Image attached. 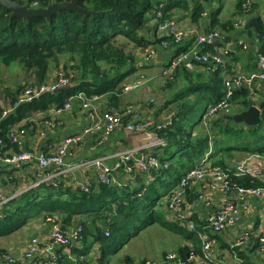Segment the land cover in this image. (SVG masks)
<instances>
[{
    "label": "trees",
    "instance_id": "1",
    "mask_svg": "<svg viewBox=\"0 0 264 264\" xmlns=\"http://www.w3.org/2000/svg\"><path fill=\"white\" fill-rule=\"evenodd\" d=\"M19 1L31 5L37 2L38 6H43L62 0ZM204 1L80 0L83 10L63 9L49 18L12 16L11 11L0 5V65L19 63L25 70L35 74L37 85H42L49 78L52 63H55L54 68L63 69L74 83L68 89L47 91L32 101L18 105L2 120V136L10 143L7 133L14 124L35 111H46L62 105L68 98L82 91L88 97L105 95L109 103L120 108V100H124L127 94L123 90L124 83L130 81L131 76H136L138 68L136 55L127 46L132 43L142 49L147 45H160L162 37L157 33V11L161 3H164V15L169 18L175 17L178 11H187L191 12L192 20L196 22L208 12L211 28L220 27L225 31L233 29V18L225 22L221 20L223 3L213 7L215 0ZM246 1L236 0V13H241ZM257 16L262 30L264 20L260 14ZM242 31L248 33L244 29ZM166 38L171 40L170 37ZM214 47L215 43L211 42L206 49L214 50ZM259 47L264 52V41ZM170 48L177 54L189 47L174 42ZM224 70L223 66L207 69L201 63L193 70L180 65L175 79L167 80V86L171 88L182 74L188 78L194 73L202 78L201 83L189 85L173 98L166 99L167 103L173 105L175 115L173 126L161 131L168 145L154 150L160 159L159 169L135 173L133 181L130 180V184L122 188L95 180L87 182L89 189L86 190L82 188L86 182L74 183L67 178L68 175L60 177L56 183L40 182L2 203L0 236L11 235L22 226L30 224L31 220L46 222L49 217L62 221L65 229L82 224L84 239L91 232L101 244L96 260L102 264L105 250L110 246L107 243L109 238L114 236L120 239L121 247L145 225L163 219L165 225L180 233L200 251L202 241L197 231H190L164 216L160 210L164 207V197L177 185L184 172L200 163L202 156L207 153L213 165L223 167L234 163L232 160L236 152L246 156L255 152L264 154V99L258 100L250 90L242 88L234 92L231 100L236 106L230 114L217 115L206 124L203 123V116L210 105L225 95ZM21 89L15 92L9 90L12 96L10 106ZM194 94L195 97L191 98ZM200 103L204 104L205 109L199 120L191 123L189 115ZM252 104L261 108L260 124L249 126L236 122L234 113L246 110ZM149 105L156 106L154 103ZM2 112L0 108V114ZM11 148L19 149L12 142ZM88 167L84 168L86 172L90 169ZM122 171L123 168L120 173ZM235 179L244 185L251 184V179L246 176H236ZM196 220L200 223L199 218L196 217ZM200 225L202 227V223L198 228ZM107 229L109 235L106 234ZM213 237L219 238L220 235ZM190 247L188 243L179 244L176 250L186 255ZM64 257H60L59 264H75ZM146 260L141 264H145ZM125 261L130 264V260Z\"/></svg>",
    "mask_w": 264,
    "mask_h": 264
},
{
    "label": "built area",
    "instance_id": "2",
    "mask_svg": "<svg viewBox=\"0 0 264 264\" xmlns=\"http://www.w3.org/2000/svg\"><path fill=\"white\" fill-rule=\"evenodd\" d=\"M34 6H38L37 2ZM251 6V0L246 1L242 11L234 21V28L243 27L247 19L245 15ZM164 3L160 4L157 11V31L160 33L162 40L160 46L170 48L175 42L183 44L189 38L196 39V45L192 49L182 51L174 55L173 59L164 67L161 74L166 80H174L177 69L180 65H184L187 69L193 70L194 64L201 63L207 69H214L225 65L223 52L206 49L211 42L220 38L226 40L229 36L227 31L219 29H210L207 31H199L192 27L186 29L182 22L173 16L169 18L164 15ZM166 37H170L171 40ZM244 48L247 44L240 42ZM256 49V67L251 71H237L233 73L223 72L225 95L219 101L212 103L203 116V123H207L211 118L217 115H228L236 106L231 97L236 90L246 88L251 94H256L257 90L264 87V52L259 45ZM141 58L151 60L156 52L153 45H147L141 50ZM145 60H140L137 66H142ZM55 74L50 77L48 84H27L20 90L17 98L10 107H1L0 114V163L7 166L17 164L35 163L38 166V173L34 185L44 181H53L54 183L61 176L69 174L77 169H84L88 166H94L98 173V180L101 183H107L111 186L122 188L133 181L135 173L140 171H150L159 169L161 166L160 159L154 154V150L158 147L167 146L166 138L161 134V131L173 126L175 109L169 107L168 111H162L161 117L139 118L137 111L141 104L128 102L120 108L115 107L109 102L102 104L104 107L100 110L96 104L101 99V96L94 95L88 97L83 91L68 98L64 104L57 105L52 108L55 116L47 119L48 128H52L57 123V116L65 114L71 110L75 99L79 102L80 109L86 113L90 123L84 127L81 133L66 134L53 149L47 151H36L33 149H13L11 142L17 146L23 144V138L27 134V129L24 126L13 125L7 133L8 143L5 137L2 136L1 123L7 117L12 108L18 105L32 101L47 91H55L58 88L71 82L70 76L63 69L56 70ZM225 71V70H224ZM154 77L139 72L138 77L124 83L123 90L129 93L133 90L141 88L145 84H149ZM155 101L154 97L146 103L151 104ZM100 104V103H99ZM101 105V104H100ZM104 130L106 134H112L115 131H125L128 133H141L143 143L137 147L121 150L114 155V161L107 162L105 157H96L94 159H84L80 162H72L66 165V158L73 150L80 147L84 139L90 134H99ZM41 136L47 135V129L39 131ZM103 137L97 140V145H102ZM66 166V167H65ZM124 169L120 173L121 169ZM246 176L251 179V184L244 185L235 179V177ZM200 183L201 189L198 191V199L211 206L203 217L202 228L207 229L212 235L219 233L231 232L239 228L241 230L236 233L235 243L232 247L248 243L253 236H257L258 252L264 256V212L260 221H257L254 226L245 225V217H249L252 209V202L255 198L263 201L264 210V156L258 152L251 153L237 162H232L230 166L223 167L221 165H213L209 161V153L206 154L200 163L195 167L184 172L177 185H175L168 194L164 197V207L166 206L167 218L185 227L190 231H197L201 237V249L196 250L192 244L183 255L176 249L167 250L160 261L147 259L145 264H218L216 246L217 237L206 234L199 230L197 220L192 217L191 212L183 209L190 189ZM83 189L88 190L89 184L82 185ZM211 189L219 190L224 194L223 201H216L212 194L208 191ZM0 195V206L13 197ZM48 223L47 233L45 236L33 234L28 241L19 249H9L8 252L0 255V264H25L32 260L46 261L48 264H59L60 257L63 256L62 249H69L78 243L84 242V226L77 224L63 228L62 221L57 218L49 217L46 219ZM259 224V227L257 225ZM109 235V229L106 230ZM237 264H246L241 257L235 254ZM97 258L84 257L75 264H98ZM121 264H128L127 261Z\"/></svg>",
    "mask_w": 264,
    "mask_h": 264
},
{
    "label": "crops",
    "instance_id": "3",
    "mask_svg": "<svg viewBox=\"0 0 264 264\" xmlns=\"http://www.w3.org/2000/svg\"><path fill=\"white\" fill-rule=\"evenodd\" d=\"M253 0H251V3ZM254 2H259L260 7L264 9V0H254ZM218 1L215 0L213 6H217ZM211 10V9H210ZM209 10V11H210ZM224 10V8H223ZM222 10V12H223ZM176 11V9H174ZM237 9L235 7L233 18L236 19L239 13H236ZM221 12L222 19L224 18V14ZM255 15L260 14L261 12L256 11ZM232 15V16H233ZM254 15L250 14L247 18V21ZM262 16V15H261ZM176 18H178L183 26L186 29H198L199 31H207L210 30L211 25V16L210 13H204V16H202L199 21H193L192 20V14L191 12L187 11H178L175 15ZM230 18L229 16L227 18H224L227 20ZM263 18V17H262ZM246 21V22H247ZM154 23V22H153ZM217 29V28H215ZM158 33V31H157ZM160 34V33H159ZM249 34L245 31H242V29H233L229 30V40H221L219 39L218 42H215L214 50L219 51L220 53L223 52V56L225 59V65L223 66L225 71L227 73H233L237 72L239 70L241 71H251L255 69L256 67V49L255 47L258 46L261 42H256L249 40ZM243 41L247 44V47L244 48L242 45H240V42ZM182 46L189 47L187 50L192 49L194 46L197 48L196 45V39L195 38H189L187 39ZM154 47L156 48L155 56L151 60H145L141 58L142 52L141 47L137 46L135 47L132 43L128 44L127 49L130 52H133L134 55H136L137 58V64L140 63V60H145V62L142 63V66H137V74L133 78L130 77V79H135L138 77L137 75L139 72H143L147 75H151L154 77L152 81L149 84H145L141 87V89H147L153 92V90L157 87H160L161 85L166 88L168 95L167 99H171L175 96L176 93L182 92L189 85L197 84L202 82V78H199L196 74L193 73V76H190L186 78L183 74L179 75L176 81L175 86H172L169 88L167 86V80L162 76L161 74V68L166 66L174 57L176 52L172 48H163L159 44H155ZM212 50V49H208ZM194 68H198V63L194 64ZM193 68V69H194ZM55 72V69H54ZM51 74L53 76L55 73ZM50 76V77H51ZM12 92H15V89L11 90ZM138 90H133L132 92L134 97V103L138 104L140 103V109L137 111V117L138 119L141 118H153L158 119L161 117V113L163 110H160L158 107L150 106L148 103H146L145 99H139L136 96V93ZM130 94V93H128ZM128 94L124 95V100H120V105L123 106L124 103H128ZM254 97L259 99H264V87L257 90L256 94L253 95ZM194 95H191V98H194ZM132 100V101H133ZM108 102V98L105 95L101 96V99L96 104L99 106V109L101 110L104 106L102 104H105ZM101 105H100V104ZM119 105V106H120ZM170 107L172 108V104ZM257 105V104H256ZM259 106V105H258ZM10 107V106H9ZM154 107V108H153ZM53 107L46 109V111H35L27 118H24L22 121L14 124L18 126H24L27 129V134L23 138V144L19 147V149H33L36 151H47V149L51 150L56 146V144L66 135V134H74V133H81L84 130V127H86L90 123V119L87 118L86 113L80 109L79 102L75 99L73 102V106L71 110H68L65 112V114L57 116V123L54 127L48 128V123L46 122L47 119H50L51 116H55L54 110H52ZM15 108H12L10 112L14 111ZM42 129H47V135L41 136L39 134V131ZM99 137H103V143L102 145H97V140H99ZM143 143V138L141 133H128L123 130L121 131H115L112 134H106L104 133V130L101 131L99 134H90L88 135L80 147L73 150L72 153L66 158V165L74 162H80L84 159H94L96 157H105L107 162L114 161V155L121 152V150L131 149L134 147L139 146ZM14 149V148H13ZM239 153V152H236ZM66 167V166H65ZM87 172L86 169H77L74 171H71L67 177L68 179H72L74 183H89L90 181H98L97 171L94 166H91ZM39 169L38 166H36L35 163H29V164H17L12 166H7L3 163H0V195L2 197L11 196L14 194V196L24 192L25 190L30 189L34 185L36 175L38 173ZM66 175H63L64 177ZM62 177V176H61ZM201 189L200 183H196V185L190 190L188 195V200L186 201L183 209L187 212H191L192 217L196 219L199 218V222L203 224V217L204 215L212 209L211 206H207L205 203L201 202L198 199V191ZM209 194H212L216 201L220 202L223 201L224 194L220 192L219 190L211 189L208 191ZM164 214H167V210L164 209ZM163 212V210L161 209ZM263 210V201L261 199L255 198L252 202V209L250 211L249 217H245V222L247 226H254L257 221H260ZM164 215L166 218L168 216ZM169 220V218H167ZM172 221V220H171ZM173 222V221H172ZM198 223V220H197ZM198 223V225L200 224ZM98 225L101 226V224L98 222ZM145 229H148L150 236L160 239L163 235H168L173 239V242L177 243L180 242L181 244H192L188 239H185L180 233H176L173 231L169 226L165 225V220H153L151 223H148L144 226ZM143 227V228H144ZM48 228V223L43 221H31L30 224H26L22 226L20 229L16 230L15 232H12L11 235L8 236H0V255L3 253L8 252L9 249H17L21 248L31 237L33 234H40L42 236H45ZM199 230H202L206 234L212 235L211 232H209L207 229H203L201 225L199 226ZM241 230L236 229L231 232L226 233H219L220 237L217 238V246H216V254H217V261L218 264H237L235 254L238 257H241L246 264H264V256H262L261 253L258 252L257 243L255 242L257 240V236H253V238L247 243H243L241 245H237L235 247H232L235 243L236 239V233H239ZM139 235V234H138ZM213 236V235H212ZM129 240V239H128ZM148 240H152L148 237ZM171 241H167L168 244ZM179 244V243H178ZM125 245V244H124ZM121 246L120 248L124 247ZM144 245V244H143ZM231 245V248H230ZM179 245H177L178 247ZM119 249V248H118ZM149 249V248H148ZM156 249V248H151ZM142 250H145V248ZM142 250H139L137 252H141ZM63 255L64 258L71 259L73 262L77 261L81 258L86 257L87 255H95L96 257H99V253L101 251V244L98 242L97 238H95V235L91 232L87 235L83 243H78L77 245H74L73 247L69 248L68 250L63 248ZM117 251V250H116ZM115 251V252H116ZM160 254L155 259L156 261H160L165 253V249L159 250ZM124 258L120 261V263H113L112 260L108 261L107 264H121L124 260H130L129 262L135 263V253H132L129 251L128 253H124ZM227 257H229L227 259ZM246 258L247 261L246 262ZM145 259H151L146 257ZM25 264H48L46 261L42 260H32L28 261ZM131 264V263H130Z\"/></svg>",
    "mask_w": 264,
    "mask_h": 264
},
{
    "label": "rangeland",
    "instance_id": "4",
    "mask_svg": "<svg viewBox=\"0 0 264 264\" xmlns=\"http://www.w3.org/2000/svg\"><path fill=\"white\" fill-rule=\"evenodd\" d=\"M217 1H218L219 5H220V3H223L222 10H223V8H224V10H223V12L222 11L221 12L224 14V18H227L228 16L230 18H233L235 16V15H233L234 14L233 12H234L235 7H236V0H222V1L217 0ZM203 2H205V1L203 0ZM213 7H216V6H213ZM256 11L261 12V15H262L263 20H264V9L262 7H260L259 2H254V0L251 3L250 8L247 10V14L244 16L245 19H247L250 14L257 13ZM220 17H221L222 21H224V22L226 21L224 18L222 19L221 15H220ZM230 18H228V19H230ZM233 20L235 21V18H233ZM245 24L243 25V27H240L239 29L243 30ZM215 28L225 31L224 29H221L220 27H215ZM215 28H210V29H215ZM227 33H229V31H227ZM217 39H220V38H217ZM253 39H254V41L258 42V39L255 36ZM221 40H223V39H221ZM226 40H224V41H226ZM249 40H251V39H249ZM54 66H55V63H52L50 70L48 72L49 78L45 81V84H48L50 82V76H51V74H53L54 69H55ZM55 72H57L56 69H55ZM133 77L134 76H132L131 78H133ZM35 80H36L35 74L31 73L30 71L25 70L22 67V65L19 63H12L11 65H8V66L0 65V108L10 106L12 96L9 94V90L10 91L12 89L18 90L21 87L23 89L25 86H27V84H30V82L32 84H37V83H35ZM137 90L138 91L135 93H136V96L138 99L140 97L141 99H145L146 101H151V98L154 97L155 101H153L151 103H154L156 105L155 107H158L160 110H162V107H165V109H163V110L168 111L169 107L171 106V105H168L169 103L166 102L168 92H167L166 88H164L163 85H161L160 87H157L156 90L154 89L153 92L151 91V89L147 90V89L138 88ZM129 93L130 94L127 93L128 94L127 95L128 96V102H134V100H133L134 99V97H133L134 93L132 91ZM204 109H205V106L203 103L196 105V107L194 108L192 113L189 115V119H190L191 123H194V122L199 120ZM234 110H236V109H234ZM210 130H211V128H209V131ZM260 154H262V153H260ZM262 155L264 156V154H262ZM205 156L206 155L202 156V158H204ZM245 156H246V154H241L240 152L235 153V159H233L232 161L237 162L238 160L242 159ZM202 158H201V160H202ZM161 209L163 210V213H164V211H165L164 209H166V206L161 207L160 210ZM166 216H167V214H166ZM31 221H33V220H31ZM258 227H259V224L257 225L256 228H258ZM131 230H133V229H130V231ZM148 231H150V230L145 229V227L142 228V230H140L135 236H132L129 238V240L125 243L124 247L119 248L116 252H113V250L120 247L121 241L118 238H114V236L109 238L107 240V243L110 246L108 248H106V250H105L106 254H105V258L102 261V264H107L108 261H110V260H112L113 263H120V261L124 258V256H123L124 253H128L129 251H131L132 253H135V259H136L135 263H132V262H130V263L131 264H141L146 257L151 258L152 260L157 259L156 257L159 256V254H160L159 250H161L163 248L166 251L171 250V249H176L177 245L181 244L180 242H177V243L173 242V239L166 234L163 235L162 237H160V239H156V238L150 236V234H147V233H149ZM148 237L151 238L152 240H148ZM167 241H171L170 243H173V244H168ZM142 248L143 249L145 248V250H142ZM151 248H156V249H151ZM230 248H231V245H230ZM139 250H142V251L137 252ZM87 257L95 258L96 256L95 255H87ZM228 258L229 257H227V259Z\"/></svg>",
    "mask_w": 264,
    "mask_h": 264
},
{
    "label": "water",
    "instance_id": "5",
    "mask_svg": "<svg viewBox=\"0 0 264 264\" xmlns=\"http://www.w3.org/2000/svg\"><path fill=\"white\" fill-rule=\"evenodd\" d=\"M80 0H62L54 1L48 5L34 6L30 3H23L19 0H0V5L11 11L12 16H20L22 18H27L28 16H46L50 17L57 12H61L63 9H82L79 4ZM244 29L248 31L249 38L253 41L254 36L259 42L264 41V25L263 29H260V22L258 17L252 16L244 26ZM219 39H214L213 42H218ZM73 82L65 84L64 86L58 88L55 91L64 90L72 87ZM236 122H243L247 125H258L261 120V108L256 104H252L248 109L236 112L233 115Z\"/></svg>",
    "mask_w": 264,
    "mask_h": 264
}]
</instances>
